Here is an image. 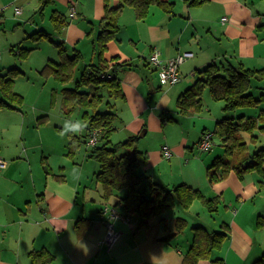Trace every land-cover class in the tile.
Wrapping results in <instances>:
<instances>
[{
    "label": "crops",
    "instance_id": "obj_1",
    "mask_svg": "<svg viewBox=\"0 0 264 264\" xmlns=\"http://www.w3.org/2000/svg\"><path fill=\"white\" fill-rule=\"evenodd\" d=\"M59 1L68 5L71 14V9H74L71 18L74 19L76 14L78 20L90 17V12H84L79 0ZM89 1L93 9L92 18L98 22L100 29L106 0ZM112 1L110 5L117 3L116 0ZM169 1L174 3L172 13L150 5L142 19L136 18L133 8L126 5L134 14L133 30L126 39L120 37L119 41H110L106 45V60L118 57L119 62L130 64L119 74L125 100L118 116L121 120L123 118L128 137L147 135L149 127L142 131L146 122L152 121L153 131L158 130L162 123L161 118L158 124L155 122L154 111L149 104L150 96L145 89L146 69L137 68L143 65L156 73L148 63L153 50L158 51L164 60L186 52L194 54L190 68H195V72L211 63L242 65L250 70L264 68V0H204L198 6H189L183 0ZM126 7L121 10L117 22L122 20ZM224 18L226 21L222 22ZM76 24L80 23L72 22L63 28L64 46L65 43L75 45L90 35ZM97 33L92 32L90 38ZM126 43L129 46L125 47ZM56 51L55 57L60 60ZM66 54L71 55L69 52ZM52 57L55 58L54 55ZM92 58L90 63L96 60L95 56ZM46 64L40 70L45 79L51 76L42 72ZM11 67L0 76L13 79L9 73L15 74L12 71L16 68ZM73 78L69 83L61 84V89L71 87L77 80L73 82ZM178 83L167 85L169 90L163 94L160 82V85L151 87L156 93L154 108H164L170 96H174L177 102L179 95L188 88V85H184L183 88L174 89ZM55 91L52 89L53 93ZM15 94L19 103H12L0 94V159L4 161V166L0 168V264H37L31 253L39 251L52 256L47 264H182L192 237L186 240L187 247L181 248L180 234L185 229L192 234V226L195 225L204 227L208 232L227 233L220 248L213 251L212 258L198 260L196 264H216L211 261L215 258H222L223 264H253L259 259L264 260V177L251 170L239 178L231 171L222 181L214 184L208 182L207 169L215 158L224 155H220L221 148L224 152L225 149L215 135L219 141L214 145L217 149L207 152L199 150L198 142L202 135L210 132L204 127L205 120H209L206 114L202 117L205 119L201 127L203 131L196 141L200 153H195L193 146L188 147L189 142L182 137L178 142H170L160 149H149L144 170L153 181L167 188L186 184L202 192L205 197H218L220 204L217 211L214 214L207 212L214 217L202 221L203 224L199 222L201 219L192 212L194 204L198 202L195 200L188 210H179L178 214L173 215L178 217L167 218V213H164L143 221L135 215L126 217L121 206L115 205V197L105 200L102 190L93 194L85 186L83 180L87 179V174L94 175L99 165L98 169L96 166L90 167L87 173L80 170L82 165L73 156L69 159L60 153L67 158H63V161L52 158L55 151L62 152L65 140L56 142L47 130L44 132L42 125L46 124L47 118L45 109L37 107L33 112H27L22 108L23 97L17 92ZM213 107L212 111L204 108L201 112L211 111L210 121H213L215 129L216 122L226 114L222 111L223 106L214 104ZM257 108L264 109V102ZM233 113L230 116L257 115ZM192 114L189 112L186 117H192ZM253 133L257 135L256 143L250 141L249 134H240L250 153L262 147L260 142L264 136L257 131ZM164 147L171 152L169 159L163 156ZM207 153L210 155L204 157ZM164 161H167L166 164ZM201 207L205 209L203 205ZM104 208L114 210L115 217L104 213ZM185 215H189L193 221L196 219V222L191 225L184 220L185 223L179 224L176 219ZM107 224H111L119 234L110 246L104 243Z\"/></svg>",
    "mask_w": 264,
    "mask_h": 264
},
{
    "label": "trees",
    "instance_id": "obj_2",
    "mask_svg": "<svg viewBox=\"0 0 264 264\" xmlns=\"http://www.w3.org/2000/svg\"><path fill=\"white\" fill-rule=\"evenodd\" d=\"M183 1L189 6H198L204 0ZM116 2L115 5H110L106 0L104 16L100 20V29L96 35L97 43L94 50L96 60L84 66L79 79L71 87L61 89L60 110L66 116L76 107L84 110L86 125L84 139L89 137L91 131L99 132L97 143L91 147L88 154V158L99 165L94 178L101 187L102 198L108 200L110 197H115V205L121 206L126 217L135 215L143 221H148L154 216H161L174 209L188 210L195 200L200 201L209 214H214L220 204L218 197H205L202 192L186 184L167 188L146 175L144 168L147 165L148 155L138 149L139 135H131L118 144L110 143L111 135L115 131L116 115L112 105L107 101L104 103L106 96L100 92H105L109 98L124 99L119 74L130 64L119 62L118 57L111 60L104 58L107 42L118 33L117 19L121 9L124 5L130 6L136 18L142 19L146 16L150 5L159 6L166 13H172L174 7V3L169 0H116ZM51 19L57 30L66 25L62 16L55 14ZM36 34L46 35L41 31ZM53 45L60 60L58 63L50 61L42 72L52 75L60 84L65 85L72 80L80 56L76 51L72 57L68 56L63 42H55ZM20 52V57L25 58L30 49H21ZM198 74L194 84L179 95L176 103L182 115L199 110L201 93L205 88L208 89L213 100L223 102L222 111L226 115L216 122L213 135L220 139L225 152L223 156L215 158L207 169L208 182L214 184L222 181L231 171H234L239 178L251 170L264 177V148L259 147L250 153L240 136L245 132L250 135V141L256 143L257 135L253 132L264 134V109L260 108L254 117L230 116L237 109L257 108L264 102V68L250 70L242 65L211 63L198 71ZM12 83L13 79L0 76L1 95L11 102L19 103L20 101H16L17 95L11 88ZM252 88L260 91L258 97L250 92ZM103 104L104 108H102ZM160 118L162 123L165 120L173 121L165 111L161 113ZM69 137L68 155H71V152L75 153L81 140L82 143L87 142L86 139L83 140V136L69 134ZM176 220L179 224L185 223L180 218ZM221 227L223 228V225ZM226 237L227 233L224 231L208 232L202 226H192L191 243L182 264H196L198 260L212 258L213 251L220 248ZM31 254L37 264H47L52 257L45 251ZM211 261L223 264L222 258ZM253 264H264V260L259 259Z\"/></svg>",
    "mask_w": 264,
    "mask_h": 264
},
{
    "label": "rangeland",
    "instance_id": "obj_3",
    "mask_svg": "<svg viewBox=\"0 0 264 264\" xmlns=\"http://www.w3.org/2000/svg\"><path fill=\"white\" fill-rule=\"evenodd\" d=\"M79 1L80 4H83L84 12L85 10H88L90 12V17L88 19L78 20L79 16L77 14V16H74V19L71 18V12L69 11L68 5L62 3L59 0H0V73L6 74L9 67L15 66L16 69L13 71L11 70L12 72H15V74L9 73L10 71L8 73L9 77H12L14 79L13 83L11 84L12 90L23 97L22 108L27 112H33L35 109H37V107L45 109L47 111V118L46 124L42 125L45 128L44 132L47 130L50 136L56 142L58 140H65L61 148L63 149L62 152L55 151L53 153L52 158L58 159L59 161H63L65 158H67L62 157L60 153L67 155L69 159L73 156L72 158H75L78 164L81 163L82 166L80 170H82L83 172L87 171L88 173L90 167L92 166H96V168L98 169V163L95 162L93 159L87 158V154H89L91 147L86 146V144H83L81 140V142L78 144V147L76 148L75 154L71 152L72 154L68 155V144L70 141L69 134H73L75 136L80 137L83 136L82 138H84L85 129L83 128V131L79 133L65 132L63 135H61V133L64 131L65 122H80L84 125V110L79 107H76L68 116L64 115L60 110V89L62 87L61 84L57 83V81H55L52 75L48 76L46 80L45 75L40 72L43 65L45 63H49L50 60L59 61V57H55L56 49L53 43H64L63 40H65V34L63 33L64 29L61 28L60 30H57L51 19V17L55 14L57 16L64 17L66 25L63 27L68 26L69 23L73 22L74 24L77 22L80 23L76 24L77 27H79L83 31L85 29L87 33H90L89 36L84 37L75 45L65 43L67 53L69 52L71 54L69 55L70 57L73 56L74 51L78 52L80 56L78 64L74 71L73 82L74 79H79V75L82 72L84 66L88 65L90 62L93 61L92 57L94 56V50L97 42L96 35L92 36V38H90V36L92 35V32L94 34V32L99 31L98 22H94L92 18L93 9L90 5V1ZM109 1L110 4L113 3L112 0ZM15 7L21 10V13L19 15L15 14ZM125 7L126 5H124L122 9ZM123 14L124 15L122 20L120 22H117L119 26L118 33L116 34L117 36H115L110 41H119L120 37H124L126 39V36L130 35L131 31L133 30V26L131 25L134 21L133 11L126 7ZM40 30L43 31L46 35L39 36L38 34H36L39 33ZM59 34L61 35L58 38ZM195 37L198 39L197 36ZM110 41H108L107 44ZM127 45L129 46V44L126 43L125 47ZM130 47L133 46L130 45ZM21 49L33 50L29 52L25 58H21L19 55L21 53ZM52 55H54L55 58H53ZM192 56L186 59L180 65V75L182 74V76L180 82L176 85L174 89L180 87L183 88L184 85H188L187 87H189L193 85L196 81L199 75L198 71H200L202 68H198V71H196L197 73L194 71L195 68H190L192 64L190 61L194 58V54H192ZM215 64L218 65L217 63ZM137 68L146 69L147 82H145V89L148 91V95L150 96L149 104L151 109L154 111V113L152 114L155 118V122L157 121V124L158 122H160V115L164 110L173 119V121L166 120V122H164L163 124L160 123L161 125L159 129L155 131L152 130V121L148 124L146 122V127L143 128L142 131H144V129L147 130L148 127L150 131L147 133V135H144L139 138L137 144L138 149L142 152L147 153L149 149H160L161 146L169 144L170 142H178L182 137H184L189 142L188 147L193 146V148L195 149V153H200V151H197L198 149L196 147V141L198 139V136L203 131L202 125L205 119H203L202 117H205L204 115L206 114V118L209 120H205L206 123H204V127H206L205 129L209 130L210 132H213L214 123L213 121H210V119L212 118L211 111L212 108H214V104L223 106V102L213 100L211 95L209 94L208 89L205 88L201 93V106L199 110L191 111V113H193L192 117L187 118L186 115H182L179 113V109H177L174 96H170V99L166 102L165 107L162 108L163 110L156 109L154 108L156 107L155 104L157 102L155 97L156 93L152 91L151 87H153L154 85H160L157 74L150 72V69L143 65H139ZM137 71L138 70H136L135 72ZM160 87L162 89L161 94L169 90L168 86ZM52 89H55L56 91L53 93ZM250 92L256 97H258L259 95V91L255 88H252ZM100 93L103 96H106L104 98V103L106 101L110 103L112 105V108L114 109L113 112L116 114V120L114 122L115 131L111 135L110 143H121L128 137V132L124 127V123L122 122L123 118L121 120L118 116L119 112L123 107V100L125 99L109 98L105 94V92ZM104 107L105 105L103 104L102 108ZM204 108H208L211 111H209L208 113H205L204 111L201 112V110ZM259 109L260 108L246 107L237 109L235 112L238 114H241L240 112H245L247 115H256ZM117 111L118 113H116ZM235 112L233 114H235ZM127 115L129 114L127 113ZM214 136L215 135H213V146L211 148L212 150L217 149V146L214 145L219 144V141H217V138ZM261 139V146L264 147V136H262ZM44 140L46 144H48L45 138ZM86 140H88V137ZM118 153H120V151ZM223 154L224 150L223 148H221L220 155ZM207 155H210V153H207L206 155H204V157H206ZM166 162L167 161H164L165 164ZM77 170H79V168ZM85 178H87L83 180L86 182L85 186L88 189L92 190L93 194L97 193V191H101L100 185L96 183L94 175L87 174V177ZM111 198L112 197H110L109 199ZM199 202L200 201L196 202L192 209V212L195 214V216L198 215V219H201H199L200 221H198L202 223V221L208 220V218H213L214 216L210 217L207 211L205 209H202V205ZM178 211L179 209L171 210L167 212L168 217L166 215L164 216L167 218L178 217V215L173 216L176 213L178 214ZM179 217L185 220L186 222L190 223L191 225L196 222V219L193 221L189 217V215ZM211 231L212 230H209V232ZM185 234L187 235L185 236ZM191 237L192 234H190L188 229H185L184 233L180 234V247L186 248V240H190Z\"/></svg>",
    "mask_w": 264,
    "mask_h": 264
},
{
    "label": "built area",
    "instance_id": "obj_4",
    "mask_svg": "<svg viewBox=\"0 0 264 264\" xmlns=\"http://www.w3.org/2000/svg\"><path fill=\"white\" fill-rule=\"evenodd\" d=\"M72 16L74 14V9L72 8ZM15 14L19 15L21 10L15 8ZM226 21L224 18L222 22ZM192 56L191 53H183L171 59H162L160 53L156 50H153L148 58V63L155 68L159 82L163 86L175 85L180 81L179 67L180 65L188 58ZM99 132L97 130L91 131L86 145L93 147L97 143ZM213 146V132H207L202 135V138L198 142V148L202 152H207L211 150ZM163 156L166 159H169L171 152L167 147L163 148ZM4 166V161L0 159V168ZM104 213H110L111 217H115L116 213L114 210H108L104 208ZM119 237L118 232H116L111 224H107V232L105 235V242L108 246L113 244Z\"/></svg>",
    "mask_w": 264,
    "mask_h": 264
},
{
    "label": "clouds",
    "instance_id": "obj_5",
    "mask_svg": "<svg viewBox=\"0 0 264 264\" xmlns=\"http://www.w3.org/2000/svg\"><path fill=\"white\" fill-rule=\"evenodd\" d=\"M85 126L86 125H83L80 122H75V123L65 122L64 131L61 133V135H63L65 132L79 133L83 131V128Z\"/></svg>",
    "mask_w": 264,
    "mask_h": 264
}]
</instances>
